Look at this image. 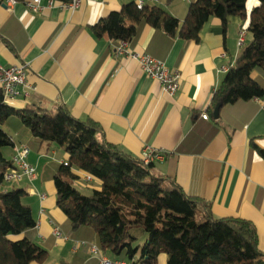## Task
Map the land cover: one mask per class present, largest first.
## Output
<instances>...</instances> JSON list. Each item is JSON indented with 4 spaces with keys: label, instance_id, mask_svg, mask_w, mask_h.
I'll return each instance as SVG.
<instances>
[{
    "label": "crops",
    "instance_id": "0c3cea01",
    "mask_svg": "<svg viewBox=\"0 0 264 264\" xmlns=\"http://www.w3.org/2000/svg\"><path fill=\"white\" fill-rule=\"evenodd\" d=\"M48 1L42 0L43 9L36 12L27 9L23 0L13 6L0 0V66H26L25 86L10 107L55 111L64 106L77 120L98 125V141L133 158L142 160L145 149L165 153L163 162L153 163V174L173 181L189 197L205 201L215 218L251 223L264 260V159L255 149L264 150V103L259 99L222 106L218 119L208 111L226 74L222 67L233 66L250 40L249 15L258 0H246L245 17H229L225 27L219 19H210L198 42L186 43L146 26L134 46L128 45L178 72L179 86L173 96L147 77L135 59L116 52L117 46L106 36L96 38L88 27L122 5L138 2L159 6L182 22L191 0H78L74 9L60 5L71 0H51L52 6ZM240 32H245L242 46L238 45ZM204 113L207 120L201 118ZM27 138L20 143L26 144ZM51 146L30 150L37 156L28 163L35 171L42 163L40 175L24 178L19 185L7 183L5 189L25 190L24 203L36 221L32 240L48 249L44 264H98L85 245L59 229L65 216L56 206L55 186L49 176L44 177V168L50 162L66 163L68 156ZM10 152L0 150L7 160L14 149ZM73 173L78 176L74 182H86L85 173ZM94 189H100L97 180ZM56 229L60 237L55 236ZM158 264H166L165 256L159 257Z\"/></svg>",
    "mask_w": 264,
    "mask_h": 264
},
{
    "label": "trees",
    "instance_id": "16d2710c",
    "mask_svg": "<svg viewBox=\"0 0 264 264\" xmlns=\"http://www.w3.org/2000/svg\"><path fill=\"white\" fill-rule=\"evenodd\" d=\"M246 0H191L182 22L159 6L122 5L88 30L96 38L106 36L114 45L129 46L149 26L184 42H198L210 19L225 27L232 16L245 17ZM250 40L243 45L214 92L208 111L220 104L233 105L264 98V0L249 15ZM258 74L253 78V74ZM13 121V123H10ZM10 123V124H9ZM10 125L15 136L2 127ZM100 128L91 120L80 121L59 106L48 111L38 106H8L0 91V149L13 148L26 139L30 150L55 145L68 156L66 165L48 163L44 177L53 180L56 206L65 216L63 235L86 249L97 247L110 262L125 264H264L253 225L242 219L215 218L209 205L189 197L173 181L152 172L116 146L98 141ZM264 159V150L255 148ZM13 165L0 153V188ZM79 171L100 182V189L82 195L72 184ZM26 192L12 186L0 189V264H44L48 249L32 240L36 221L24 203ZM146 236L140 246L136 235ZM95 261L99 264L98 258Z\"/></svg>",
    "mask_w": 264,
    "mask_h": 264
},
{
    "label": "built area",
    "instance_id": "2783aa9c",
    "mask_svg": "<svg viewBox=\"0 0 264 264\" xmlns=\"http://www.w3.org/2000/svg\"><path fill=\"white\" fill-rule=\"evenodd\" d=\"M54 1H48V5L52 6ZM9 6L16 4V0H7ZM78 0H71L70 3L61 2V7L74 9L78 6ZM24 6L31 11H40L43 9L42 0H23ZM137 8L141 9L144 4L143 2H138ZM245 38V32H240L238 45L242 46ZM128 44L124 42H119L116 47V52L126 55L135 59L142 72L149 78H152L161 86L162 91L173 96L178 90L179 86V74L178 72H170L163 61L156 59L148 54H137L128 48ZM222 71L227 72V68L222 67ZM26 80V66L24 64L3 68L0 66V91L4 96L5 103L10 106L11 102L20 95L19 88L25 86ZM259 100V99H256ZM264 103V98L261 99ZM201 118L203 120L208 119L207 114H202ZM14 153L11 157V163L13 165L6 173H4L3 179L8 184L19 185L24 178L33 179L35 176V168L32 167L27 159L30 154L29 147L24 143H18L13 147ZM165 158V153L163 152H151L148 149L144 151V157L142 159L144 164L163 162ZM66 165V163H64ZM92 178L88 175L84 176V181L90 182ZM55 236L60 237L61 232L59 229L55 230ZM91 251L93 254L100 258V264H125L123 262H110L106 257L100 255L97 247L91 246Z\"/></svg>",
    "mask_w": 264,
    "mask_h": 264
},
{
    "label": "rangeland",
    "instance_id": "374dc122",
    "mask_svg": "<svg viewBox=\"0 0 264 264\" xmlns=\"http://www.w3.org/2000/svg\"><path fill=\"white\" fill-rule=\"evenodd\" d=\"M9 130H11V129H7V128H5V131L7 132V133H9V134H13L12 133V131H9ZM57 149V150H60V148H58L57 146H55V145H52L51 146V149ZM1 151H4V153L6 154V155H10L11 154V148H8V147H6V148H3V149H0ZM35 156H37L36 155V153H34V152H31L30 153V155L28 156V159H27V161H30V160H32V158H34ZM47 158H49L50 157V153H48V155L46 156ZM45 160H46V158H45ZM42 166V163L41 164H39V167H38V169H36V174L37 175H40V170H41V167ZM95 183H96V180H94L93 179V181L91 182V183H87V182H83V183H77V182H72V184H73V186L82 194V195H90L91 193H92V191L93 190H95L94 189V186H95ZM6 185L7 184H4L0 189H5V187H6ZM135 235H136V237H137V239H136V243H135V245H142L145 241H146V236L144 235V236H139L138 235V233L137 232H133ZM88 251H89V253L93 256V257H95V258H98V256H96L95 254H93V252L91 251V248H89L88 249ZM98 261H100L101 262V260H100V258H98ZM100 262H99V264H100Z\"/></svg>",
    "mask_w": 264,
    "mask_h": 264
},
{
    "label": "water",
    "instance_id": "95a60500",
    "mask_svg": "<svg viewBox=\"0 0 264 264\" xmlns=\"http://www.w3.org/2000/svg\"><path fill=\"white\" fill-rule=\"evenodd\" d=\"M220 107H221V105L218 104V105H216V107L214 108V110H213V117H214V119H218V115H219V109H220Z\"/></svg>",
    "mask_w": 264,
    "mask_h": 264
}]
</instances>
